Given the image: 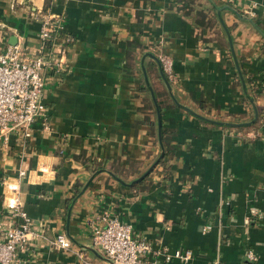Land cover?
Wrapping results in <instances>:
<instances>
[{
  "label": "crops",
  "instance_id": "1",
  "mask_svg": "<svg viewBox=\"0 0 264 264\" xmlns=\"http://www.w3.org/2000/svg\"><path fill=\"white\" fill-rule=\"evenodd\" d=\"M45 15L62 67L30 136L0 142V230L18 221L6 180L34 232L23 264H114L92 242L104 212L192 254L165 264H264V0H0V50L36 52Z\"/></svg>",
  "mask_w": 264,
  "mask_h": 264
},
{
  "label": "built area",
  "instance_id": "2",
  "mask_svg": "<svg viewBox=\"0 0 264 264\" xmlns=\"http://www.w3.org/2000/svg\"><path fill=\"white\" fill-rule=\"evenodd\" d=\"M57 22L50 16L42 17L38 34L42 44L34 53L26 51L21 43L9 44L0 50V142L3 144L9 141L14 132L30 136L33 124L44 115V70L48 67L60 69L63 63V57H56L53 47H45V42L54 38L52 33L56 34L60 29ZM66 41L70 42V38H66ZM158 58L163 74L172 79L174 73L171 59L165 55ZM17 175L22 177L24 172L21 170ZM2 184L13 192L7 196L4 194V197L7 210L18 221L9 229L0 230V264H23L19 253L25 251L34 236L31 218L15 196L16 186L6 183V180H2ZM91 233L95 248L114 264H165L174 258L189 263L192 257L188 250L170 252L166 247L154 248L146 239H134L129 224L108 212L98 217V221L92 225ZM53 243L62 249L70 245L63 234H58ZM247 255L253 258L250 252Z\"/></svg>",
  "mask_w": 264,
  "mask_h": 264
},
{
  "label": "water",
  "instance_id": "3",
  "mask_svg": "<svg viewBox=\"0 0 264 264\" xmlns=\"http://www.w3.org/2000/svg\"><path fill=\"white\" fill-rule=\"evenodd\" d=\"M229 37V36H228ZM229 42H230V46H231V41H230V38H229ZM232 48V47H231ZM162 71V70H161ZM143 73H144V79H145V82H146V85H147V87L149 88V90H150V92H151V95H152V98H153V100H154V102H155V104H156V100H155V98H154V93H153V91H152V88H151V86H150V84H149V81H148V78H147V76H146V72H145V70L143 69ZM240 74V73H239ZM162 76H163V78H164V80H165V83H166V85H167V88L170 90V85H169V83H168V81L166 80V77H165V75L164 74H162ZM241 76V75H240ZM243 82V81H242ZM156 108H157V116H158V128H159V130H158V134H159V141H160V143L162 144V141H161V133H160V128H161V122H160V115H159V112H158V107H157V104H156ZM228 125H240V124H232V123H227ZM162 156H163V149H162V152H161V154H160V156L158 157V159L154 162V164H153V166L162 158ZM152 166V167H153ZM151 167V168H152ZM150 168V169H151ZM150 169L148 170V171H146L144 174H143V176H145L149 171H150ZM142 176V177H143Z\"/></svg>",
  "mask_w": 264,
  "mask_h": 264
},
{
  "label": "trees",
  "instance_id": "4",
  "mask_svg": "<svg viewBox=\"0 0 264 264\" xmlns=\"http://www.w3.org/2000/svg\"><path fill=\"white\" fill-rule=\"evenodd\" d=\"M166 77V76H165ZM167 78V77H166ZM168 79V78H167Z\"/></svg>",
  "mask_w": 264,
  "mask_h": 264
}]
</instances>
